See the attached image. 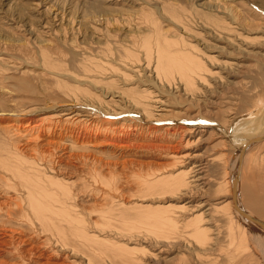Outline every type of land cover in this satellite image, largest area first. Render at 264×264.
Masks as SVG:
<instances>
[{"label":"rangeland","instance_id":"374dc122","mask_svg":"<svg viewBox=\"0 0 264 264\" xmlns=\"http://www.w3.org/2000/svg\"><path fill=\"white\" fill-rule=\"evenodd\" d=\"M143 15H149L176 47L186 40L202 58L207 85L194 86L199 102L191 103L166 85L161 89L171 107L167 110L178 113L166 120L177 117L186 125L198 124L200 131L174 139L181 163L150 148L126 158L124 169L129 170L112 168L125 195L121 191L120 196H106V206L90 197L92 182H78L85 189L78 210L85 218L86 235L76 239L63 226L65 230L55 232L51 240L44 235L37 241L52 264H256L263 253L248 238L250 226L244 230L247 239H242L243 226L233 223L226 210L232 198L223 191L235 152L232 136L264 116V0H0V114L17 124L29 110L43 109L34 120L49 122L63 119L58 115L68 109L70 92L115 104L106 97L109 90L134 94L147 89L125 84L120 72L111 71L121 67L129 52L143 60L144 50L132 45V39L141 43L151 34L153 26L143 22ZM247 16L250 23L243 19ZM232 25L242 28L231 32ZM236 35L242 40L230 41ZM77 110L89 113L82 106ZM128 111L126 115L134 113ZM5 138L0 130L2 143ZM262 147L246 154L244 173L256 178L250 185H256L263 197ZM110 150L95 152L115 158ZM200 163L206 167L208 185L187 194L175 190L178 178L188 179V170ZM107 172L102 173L111 180ZM145 179L151 189L144 188ZM41 261L37 262L45 264Z\"/></svg>","mask_w":264,"mask_h":264},{"label":"bare ground","instance_id":"6f19581e","mask_svg":"<svg viewBox=\"0 0 264 264\" xmlns=\"http://www.w3.org/2000/svg\"><path fill=\"white\" fill-rule=\"evenodd\" d=\"M143 16V22L153 26L151 34L140 41L141 43L135 38L132 39L135 48L144 50L143 60L137 54L134 57V54L129 52L125 62L119 64L122 68L114 66L111 71L120 72V79L125 84L137 88L148 87L147 89L133 94L130 88L129 92L133 95L121 91L122 89L109 90L106 97L114 100L115 104L70 92L65 100L68 109L58 115L63 119H52L49 122L34 120L36 114L43 109H28L23 123L17 124L12 123L3 113L0 114V130L6 137L5 142L0 141V264H39L37 261L41 259L45 264H52L50 254L47 255L43 245L38 243V236L46 235L51 240L55 232L65 230L63 226H66L76 239L87 233L85 218L80 217L82 211L78 210L80 197L85 193V189L82 186L84 184L78 182H92L93 194L90 197L100 198L105 205L106 196L113 197L123 191L120 187L122 184L119 186L118 180L116 182L110 172L112 168L120 166L124 169L128 165L127 157L131 158L133 154H138L137 151L150 148L159 149L170 160L181 163L179 149L173 146L174 139L178 136L186 137L188 132L200 131L198 124L189 125L188 122L186 125L177 117H169L171 120H166L171 113H178L167 110L170 106L166 105V96L161 89L166 85L191 103L199 102L195 100L198 97L194 99L197 94L194 86L207 85L202 58L198 51L195 52L193 45L186 40L182 41V37H179L180 47H176L177 44L168 39L157 23L150 20L149 15ZM243 19L251 22L248 16ZM233 23L239 25L234 20ZM233 26L228 28L231 32L242 28ZM240 40L242 39L239 35L230 39ZM242 43L245 44L244 41ZM133 57L137 59H132ZM229 65L238 66L237 63ZM104 72L106 73V70ZM73 79L79 82L75 77ZM78 106L89 109V113H76ZM24 110L27 112V109ZM128 110L134 113L128 116ZM77 111L81 112L79 109ZM129 117H137L139 122ZM239 129L237 134L232 136L235 152L226 173L228 188L225 187L223 191L232 198L226 210L233 223L243 226L241 235L244 241L247 239L245 231L251 227L248 238L254 239L255 243H252L263 253V259L256 264H264V196H260L256 185H250L254 181L252 179L256 178L247 177L244 173L246 154L254 147L264 148V141H255L256 138L264 136V116ZM211 132L209 133L213 134ZM12 134L17 140L13 141L14 137L13 140L10 139ZM103 147L111 148L110 151L117 156L108 159L99 156L95 151ZM120 158L125 160L121 161ZM205 168L202 163L192 165L187 172L189 178L181 175L173 188L188 193L197 186L208 185L204 175ZM105 170L109 171L108 175L113 176L111 180L105 179L102 173ZM235 177L237 182L234 185ZM127 183L129 182H125V185ZM143 183L144 188H152L149 180L145 179ZM262 189L264 190V187ZM123 194L125 195L124 191ZM226 196L223 195V198H229ZM244 214L252 220H246ZM48 238H45V241H49Z\"/></svg>","mask_w":264,"mask_h":264},{"label":"water","instance_id":"95a60500","mask_svg":"<svg viewBox=\"0 0 264 264\" xmlns=\"http://www.w3.org/2000/svg\"><path fill=\"white\" fill-rule=\"evenodd\" d=\"M255 141H264V136L259 137V138H256ZM236 180H237V177L234 178V181H233V182H234V185H235L236 182H237ZM240 212H241V211H240ZM241 213H242V212H241ZM243 216H244V218H245L246 220H248V221H251V220H252V218H251L250 216L246 215V214H244ZM256 224H259V223H256ZM259 225H260V224H259ZM260 226H261V225H260Z\"/></svg>","mask_w":264,"mask_h":264}]
</instances>
